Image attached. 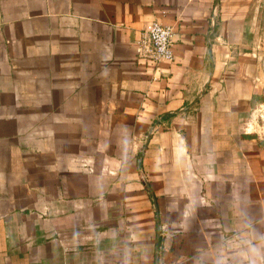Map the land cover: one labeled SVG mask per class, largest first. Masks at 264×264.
<instances>
[{"label":"crops","instance_id":"obj_1","mask_svg":"<svg viewBox=\"0 0 264 264\" xmlns=\"http://www.w3.org/2000/svg\"><path fill=\"white\" fill-rule=\"evenodd\" d=\"M173 263L264 264V0H0V264Z\"/></svg>","mask_w":264,"mask_h":264},{"label":"built area","instance_id":"obj_2","mask_svg":"<svg viewBox=\"0 0 264 264\" xmlns=\"http://www.w3.org/2000/svg\"><path fill=\"white\" fill-rule=\"evenodd\" d=\"M172 48V29L158 22H151L135 44L137 58L153 64L171 62L173 60Z\"/></svg>","mask_w":264,"mask_h":264}]
</instances>
